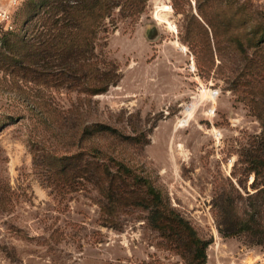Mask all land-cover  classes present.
Segmentation results:
<instances>
[{"label":"rangeland","instance_id":"obj_1","mask_svg":"<svg viewBox=\"0 0 264 264\" xmlns=\"http://www.w3.org/2000/svg\"><path fill=\"white\" fill-rule=\"evenodd\" d=\"M19 1L12 31L24 36ZM144 1L136 17L118 5L98 32L90 57L113 80L105 93L61 84L56 59L15 72L0 61V264H188L186 237L157 228L154 206L110 208L105 181L67 180V163L46 159L78 153L144 177L211 241L206 264H264L263 241L224 232V199L242 214L257 171L264 180V0ZM97 123L119 137L91 132Z\"/></svg>","mask_w":264,"mask_h":264},{"label":"trees","instance_id":"obj_2","mask_svg":"<svg viewBox=\"0 0 264 264\" xmlns=\"http://www.w3.org/2000/svg\"><path fill=\"white\" fill-rule=\"evenodd\" d=\"M121 4L122 10L127 12L128 16L135 17L146 7L144 0H26L22 7V14L26 20V33L20 36L15 35V31H7L0 36V42H4L0 47V61L10 62L7 68L15 72L23 71L26 62L31 66L42 62L41 66L47 67L48 59H51L50 63L52 59H56L60 61L61 66H64V70L58 73L61 76L59 77L61 84L68 82L89 96L105 93L113 80L108 75L100 74L97 62L91 61L90 53L94 49L98 32L106 18ZM198 13L203 21L199 22L211 29L216 38V46L220 48L221 41L217 37V26L200 7ZM192 18L198 20L194 15ZM10 35L15 36L13 40L8 39ZM31 39L34 41L32 46L36 47L33 54L26 51ZM239 44L242 46L241 42ZM3 65L5 62L2 63ZM41 70L43 73L46 71ZM84 71L87 73H83ZM88 128H92L93 133L103 132L119 137L118 131L107 125L97 123ZM261 147L264 149L263 142L259 144V148ZM90 155L94 157L92 150ZM80 158L81 153L64 155L60 158L53 155L46 157L51 161L67 163L62 166L61 171L67 180L75 179L76 175L82 174L88 180L97 177L99 183L105 181L107 184L99 185V188L108 197L110 208L131 199L134 205L154 206L156 208L154 222L157 228H169L171 233L177 231L186 237L188 264H206L207 249L211 241L198 236L195 229L183 217L164 207L160 192L144 177L136 174L130 165L123 161L109 165L105 162L87 160L83 166ZM74 159L79 161L70 163ZM257 172L258 176L253 182V188L257 191L249 193L248 199L252 202L245 212L239 213L236 198L230 196V199H224V205L227 204L229 208L224 218V232L230 236L248 233L259 238V242L262 243L264 242V187H262L264 180L259 179L260 171ZM134 194H139L142 199L134 201L132 198ZM239 197L243 198L242 194ZM1 200L3 201L2 196H0Z\"/></svg>","mask_w":264,"mask_h":264},{"label":"built area","instance_id":"obj_3","mask_svg":"<svg viewBox=\"0 0 264 264\" xmlns=\"http://www.w3.org/2000/svg\"><path fill=\"white\" fill-rule=\"evenodd\" d=\"M19 3V0H0V36L14 29V12L10 9V5L17 6ZM218 94V91L214 90L211 97L216 98Z\"/></svg>","mask_w":264,"mask_h":264}]
</instances>
